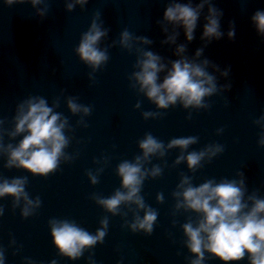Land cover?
I'll return each instance as SVG.
<instances>
[{
  "label": "water",
  "instance_id": "1",
  "mask_svg": "<svg viewBox=\"0 0 264 264\" xmlns=\"http://www.w3.org/2000/svg\"><path fill=\"white\" fill-rule=\"evenodd\" d=\"M167 3L168 0H88L83 9L77 5L69 12L65 0H49L48 12L41 18L27 0L11 6L0 0V119L5 120L3 126H13L16 106L27 97L42 96L49 106L59 97L60 106L55 111L68 117L72 126V131L65 133L72 137L65 151L75 156L71 161H62L59 169L46 177L22 168H4L6 158L0 157V175L26 176V191L31 198L39 196L41 199L35 214L23 218L19 207L12 208V197L0 198L5 209L0 216V245L6 249L5 264H27L25 257L35 264H50L54 259L57 264H89L90 253L96 264H117L118 261L121 264H188L186 258L192 254L183 243L186 237L181 225L196 214L180 210L173 215L172 192L181 173L193 177V185L198 186L206 179L237 178L236 172L241 170L249 194L258 190L257 195L264 197V147L257 144L260 128L253 123L264 111V38L258 35L251 21L256 10H264V0H213L216 7L223 10L221 30L225 35L208 43L203 57L219 65L221 70L230 67L228 77L215 74L219 84L230 82L231 89L207 98L211 105L207 110L185 109L179 103L166 110L157 109L146 96L130 87L128 77L136 70L133 67L136 53H130L119 44L108 48L109 60L93 74L94 81L88 76L91 68L75 53L81 34L88 30L94 13L99 11L103 26L110 29L100 47L118 40L119 33L127 28L134 35L147 36L154 41L142 47L166 59H177L176 45L161 44L166 34L156 23L162 19ZM229 21H235L234 39L227 36ZM204 23L202 15L191 42L186 41L183 29H179L177 44L187 43L189 56L204 43L200 39ZM160 75L162 78L164 74ZM67 96H75L78 103L92 106L91 114L84 117L88 127L77 123L80 114L74 115L67 108ZM137 101L141 102L139 109L134 107ZM144 111L163 115L145 119ZM189 113L191 119L187 118ZM218 128L224 129L219 135ZM149 132L165 144L172 138L197 136L198 142L187 151H199L214 142L224 145L225 150L210 162H202L203 166L195 173L187 168L186 162L174 165L178 148L169 150L163 158H152L147 167L157 164L163 172L156 178H147L141 190L146 204L158 212L152 234L146 235L142 231L133 233L124 225L125 218L108 213L91 196L97 193L108 197L120 187L117 165L140 154L138 141ZM21 138L17 136L11 142L15 144ZM4 141L9 142L6 135ZM104 157L108 158L107 163ZM101 167L99 182L93 185L86 173ZM157 193H163V203L156 200ZM140 215L143 216V211ZM105 216L109 218V227L103 243H97L77 260L59 255L48 226L50 218L73 219L94 234ZM126 219L131 221L132 214ZM13 238L16 244L10 245ZM205 264L224 262L211 257ZM229 264H248L247 256Z\"/></svg>",
  "mask_w": 264,
  "mask_h": 264
},
{
  "label": "clouds",
  "instance_id": "2",
  "mask_svg": "<svg viewBox=\"0 0 264 264\" xmlns=\"http://www.w3.org/2000/svg\"><path fill=\"white\" fill-rule=\"evenodd\" d=\"M26 0H4L8 6L25 3ZM36 14L43 18L48 12L49 0H27ZM88 0H65L66 10L71 12L77 5L84 8ZM43 5V7H38ZM207 6V13L204 9ZM203 15L205 23L200 39L203 45L196 49L194 55H187V43L177 44L183 29L186 41L195 39L198 22ZM223 10L216 7L213 0H168L162 19L156 21L163 33L166 34L161 44L176 45L174 55L177 59H166L158 53L142 47L152 45L154 41L147 36L134 35L127 28L119 33V39L113 40L106 47H100L101 41L108 37L109 28L103 26L101 13L95 12L87 31L80 36L75 53L79 59L91 68L88 73L90 80H95L94 73L101 69L109 60L108 48L117 44L130 53H136L134 70L128 77L130 87L142 93L157 109H168L179 103L185 109H209L207 98L231 89V83L219 84V73L228 77L230 67L223 70L207 57H203L204 48L213 39L219 40L225 33L221 30ZM251 21L258 33L264 38V10H256ZM229 39L235 37V21H229L227 31ZM203 57V58H202ZM213 69L210 72L208 69ZM161 73L163 77L161 78ZM63 92V90H62ZM77 97H65L67 108L74 115L80 114L79 125L88 127L85 116L92 112V106L77 102ZM60 106L59 97L49 106L48 101L39 95L29 96L16 106L12 117V127L5 128L4 119H0V157H5L4 168L25 169L33 175L48 176L56 172L62 161L75 159L65 151L72 139L66 131H72L68 117L55 111ZM135 108L141 107L137 101ZM145 119L162 116L161 112L144 111ZM188 119H191L189 113ZM260 128L257 144L264 147V111L253 120ZM223 128L216 130L221 134ZM5 135L9 142L5 143ZM17 136L22 138L12 143ZM197 136L172 138L165 144L150 132L138 141L140 154L132 160H122L116 167V174L120 177V187L108 197L93 193L91 199L113 216L120 215L124 225L133 233L143 232L151 235L157 221L158 212L146 204L141 190L147 178H156L162 175L163 168L151 163L153 157L163 158L171 149H179L174 165L186 162L187 168L195 173L203 166L202 162H210L218 154L223 153L224 145L209 143L199 151H187L191 145L198 142ZM104 163L108 158L104 157ZM100 161H97L99 163ZM166 164V161H165ZM87 171L90 182L95 185L99 173ZM233 179L215 178L206 179L198 186L192 183L193 177L181 173L179 183L172 192L175 199L173 215L180 210L195 213L189 216L187 222L181 225L186 239L183 241L192 256L187 257L188 264H205L211 257L218 258L224 264L243 260L247 256L248 264H264V197L258 196L253 190L250 194L244 172L238 170ZM28 178L26 176L8 178L0 175V198L12 197V208H20L23 218L35 214L41 206L39 196L31 198L26 191ZM156 200L163 203V193H157ZM4 206L0 204V216L4 214ZM143 211V216L140 212ZM132 214L131 221L127 220ZM176 221L173 220V224ZM95 233H90L81 227L75 220L69 218L52 217L48 226L52 242L61 256L71 260L82 257L85 251L92 249L97 243H103L109 227V218L103 217L99 221ZM13 238L10 245H15ZM18 251V249H17ZM4 246L0 245V264H5ZM206 253L210 256H206ZM15 254V252H14ZM27 264H35L29 257L24 258ZM89 264H96L93 254L88 256ZM50 264H57L54 259ZM117 264H121L120 261Z\"/></svg>",
  "mask_w": 264,
  "mask_h": 264
}]
</instances>
